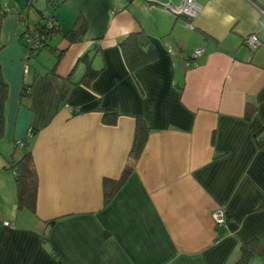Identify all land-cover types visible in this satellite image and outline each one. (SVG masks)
Masks as SVG:
<instances>
[{"label":"crops","instance_id":"1","mask_svg":"<svg viewBox=\"0 0 264 264\" xmlns=\"http://www.w3.org/2000/svg\"><path fill=\"white\" fill-rule=\"evenodd\" d=\"M180 1L58 0L55 52L43 49L47 61L30 62L27 76L18 41L53 7L50 0H0V8L21 13L8 12L0 33L9 86L0 139V264H231L244 242H264V149L255 138L264 128V0H197L194 28L166 8ZM80 13L87 31L71 43L63 34ZM141 29L158 58L133 74L119 41ZM252 33L261 40L255 51L245 44ZM196 48L204 54L189 67ZM85 53L102 69L90 86L80 82ZM102 108L119 112L115 124L103 121ZM137 116L152 130L134 171L105 206L103 179L121 175ZM23 139H30L39 174L36 212L18 210L9 168L23 155L16 146ZM217 208L226 218L219 229Z\"/></svg>","mask_w":264,"mask_h":264},{"label":"trees","instance_id":"2","mask_svg":"<svg viewBox=\"0 0 264 264\" xmlns=\"http://www.w3.org/2000/svg\"><path fill=\"white\" fill-rule=\"evenodd\" d=\"M64 1V0H62ZM50 3L53 7L52 11L45 15L41 12V19L37 22L35 27L31 31L37 32L40 43L37 48L31 49V53L28 55V63L30 65L31 58H35L43 49H49L55 52V48L51 46L50 39L53 35L61 33V28L55 18L54 11L58 7V0H50ZM264 9V8H263ZM8 14L5 9L0 8V33L2 27V21L4 17ZM48 21H53L54 25L49 26ZM56 22V23H55ZM87 21L84 16L80 13L76 19L75 24L71 29L66 31L63 35L71 43L79 42L84 38V35L87 31ZM25 30V32H27ZM21 34V40L25 34ZM23 43V41H22ZM24 47L27 49V44L23 43ZM119 46L121 47L125 62L128 69L134 74V72L147 64H150L157 60L158 54L157 51L149 39L147 34L143 29L134 31L126 35L119 41ZM3 48V44L0 38V50ZM63 50L56 52V62L55 65L60 61ZM81 60L85 61L87 68L84 73V76L81 79V83L90 86L92 82L98 77L102 69H97L92 65L91 58L88 53H85L80 57ZM31 84L24 81L22 88V95H28L31 91ZM9 86L5 81L1 65H0V139L3 137L5 129V106L8 98ZM100 109L99 105L87 109ZM103 112V121L108 124H115L119 116V112L115 109L102 108ZM136 126L134 132V139L132 147L128 154V160L125 164L123 171L119 178L104 177L103 179V197L104 205H108L117 192L123 187V185L128 180L129 176L135 169V165L139 160L149 133L152 128L148 122L141 116L135 117ZM262 128L259 132L256 133L255 138L257 146L260 149H264V136H261ZM23 143L22 147L24 148L23 155L19 159L12 158L10 159L9 168L15 174V183H16V194H17V208L18 210L28 209L32 212H36L37 207V196H38V187H39V174L35 159L32 152V147L30 145V139L19 140ZM16 146L19 147L17 141ZM261 209H264V201L260 205ZM264 257V242L258 238H253L244 242L240 246V256L237 261L231 264H249V262L255 257Z\"/></svg>","mask_w":264,"mask_h":264},{"label":"built area","instance_id":"3","mask_svg":"<svg viewBox=\"0 0 264 264\" xmlns=\"http://www.w3.org/2000/svg\"><path fill=\"white\" fill-rule=\"evenodd\" d=\"M149 2L150 0H146ZM166 8L171 10L173 13H175L178 16H181L185 18L187 26L194 28L195 19L199 16L200 12L202 11V5L197 0H181L179 4H173L172 2H168L166 4ZM5 11L12 12L16 14L17 16H21V13L19 10L11 9L10 7H6ZM262 13L264 14V10H262ZM56 23V22H55ZM48 25L52 26L54 25L53 21H48ZM23 40L27 44L26 50V58H25V73L27 74L29 71V63H28V55L31 53V49L37 48L39 46L40 40L37 35V32L28 30L25 32L23 36ZM245 44L253 51H255L259 46L261 45V40L257 33H252L246 36L245 38ZM204 54V50L201 48L194 49L188 56H187V65L189 67H194L197 65V58L202 56ZM65 108L69 111H74V108L70 104H66ZM19 146H22L23 143L21 141H17ZM212 216L215 222V226L217 229L223 227V225L226 222L225 213L222 208H217L212 212ZM4 224L6 226H13V224L10 221H4Z\"/></svg>","mask_w":264,"mask_h":264},{"label":"rangeland","instance_id":"4","mask_svg":"<svg viewBox=\"0 0 264 264\" xmlns=\"http://www.w3.org/2000/svg\"><path fill=\"white\" fill-rule=\"evenodd\" d=\"M7 15H9V14H7ZM6 15V16H7ZM3 23H4V21H3ZM18 27L19 28H22L25 24L24 23H22V22H18ZM3 26H4V24H3ZM3 26H2V29H1V31H3ZM18 41V40H17ZM22 41H23V43H26L23 39H22ZM18 43L21 45V46H23V48H24V58H26V50H25V47H24V45H22V43H20V41H18ZM48 52L47 51H44V53L42 54V55H40V59L39 60H35L34 58H31V60H30V62L31 63H33L34 65L37 63V61H39V62H43V63H45V61H47L46 59H45V57H48ZM39 55H38V57H39ZM37 59V58H36ZM42 59V60H41ZM24 63H25V60H24ZM39 66H40V64H38ZM24 67H25V64H24ZM28 74L29 73H27L26 75L28 76ZM256 258V257H255ZM249 264H264V261H261V259H252L250 262H249Z\"/></svg>","mask_w":264,"mask_h":264}]
</instances>
